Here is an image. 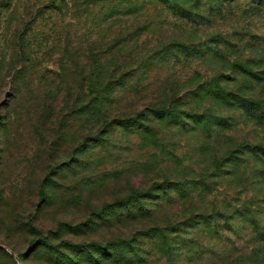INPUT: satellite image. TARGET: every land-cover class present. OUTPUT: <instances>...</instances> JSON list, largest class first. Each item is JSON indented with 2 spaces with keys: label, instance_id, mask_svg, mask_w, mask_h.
<instances>
[{
  "label": "rangeland",
  "instance_id": "rangeland-1",
  "mask_svg": "<svg viewBox=\"0 0 264 264\" xmlns=\"http://www.w3.org/2000/svg\"><path fill=\"white\" fill-rule=\"evenodd\" d=\"M186 4L205 22L161 0H0V264H67L56 256L72 258L69 243L125 238L142 241L146 264H264V161L244 148L264 147V123L231 103L264 104V7ZM218 82L229 103L201 93ZM153 107L231 125L185 130L151 116L152 138L105 126ZM165 181L192 182L189 200L172 191L147 220L97 215ZM203 216L208 225H191ZM154 226L177 253L142 235Z\"/></svg>",
  "mask_w": 264,
  "mask_h": 264
},
{
  "label": "trees",
  "instance_id": "trees-1",
  "mask_svg": "<svg viewBox=\"0 0 264 264\" xmlns=\"http://www.w3.org/2000/svg\"><path fill=\"white\" fill-rule=\"evenodd\" d=\"M164 5L177 16L186 19L194 23L205 22L206 17L200 12L193 11L187 6L188 1H193L194 6L200 7L203 4V0H161ZM212 1V0H211ZM215 3L223 5L231 0H213ZM257 2L258 5L264 7V0H253ZM215 7V6H214ZM218 8L219 7H215ZM249 74L255 78H262L259 72L254 70H249L245 68ZM264 74V70L262 71ZM111 82L105 85V92H108ZM93 85V84H91ZM203 94H211L215 96L218 100L222 102L229 103L230 93L226 92L220 85V83H215L210 89L208 87L201 90ZM235 100L231 101L233 104H239L240 106L246 108L251 112V115L260 119L264 123V104L255 103L253 101L244 99L242 97H236ZM102 104V100H101ZM186 116L182 115L180 110L168 108V107H153L149 109H144L137 112L136 115L115 118L106 123L105 126L110 127H132L137 125L139 130L147 137H155V128L146 125L144 121L151 119L152 117L157 118L161 121H166L168 123L180 125L181 128L185 130H193L195 128H202L206 131H211L212 122L220 127H229L231 123L222 117H210L208 114H198L191 112H183ZM105 135L109 130H105ZM92 144L86 148V151L91 148ZM244 148L251 154L257 155L261 160L264 161V147L261 145H249L246 144ZM241 153H245L244 150H240ZM241 158L240 156H236ZM197 186V185H195ZM191 185L185 186L181 182L173 183L171 181H165L163 183H156L147 190H134L127 196L116 199L113 203L105 205L102 209L97 212V215L103 217L108 223L112 221H137V220H147L155 218V209L159 207L163 202L170 201L172 199V191L176 192L177 197L183 200H189L192 191ZM252 221L253 218H250ZM206 224L208 225V216H203L201 219L194 220L191 225L194 224ZM258 225V224H257ZM143 236L148 238H160V240H155V244L159 246L160 250L165 254L177 253L178 246L175 242H170L169 235L165 232L164 228L161 226H154L149 229H145L142 232ZM142 241L138 238L132 240L120 239L115 242L102 245L99 243H88V244H72L69 245L74 250L75 255L72 258L67 255V260H64L60 254V250L57 249V259L60 262H67V264H80L81 261L85 260L90 264H104V263H115V264H146L148 257L145 256L142 250ZM42 245H49V238L45 237V241ZM65 246H68L65 242ZM62 253V252H61Z\"/></svg>",
  "mask_w": 264,
  "mask_h": 264
}]
</instances>
